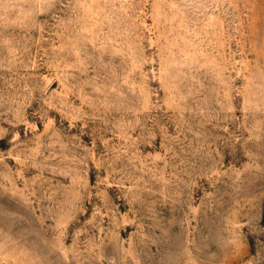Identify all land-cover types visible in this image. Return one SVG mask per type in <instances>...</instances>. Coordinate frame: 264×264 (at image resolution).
<instances>
[{
    "label": "rangeland",
    "instance_id": "obj_1",
    "mask_svg": "<svg viewBox=\"0 0 264 264\" xmlns=\"http://www.w3.org/2000/svg\"><path fill=\"white\" fill-rule=\"evenodd\" d=\"M0 264H264V0H0Z\"/></svg>",
    "mask_w": 264,
    "mask_h": 264
}]
</instances>
